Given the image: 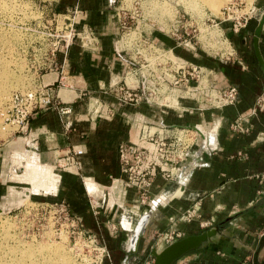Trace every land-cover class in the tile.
Listing matches in <instances>:
<instances>
[{
  "label": "crops",
  "instance_id": "obj_1",
  "mask_svg": "<svg viewBox=\"0 0 264 264\" xmlns=\"http://www.w3.org/2000/svg\"><path fill=\"white\" fill-rule=\"evenodd\" d=\"M112 1H56L53 21L72 19L77 30L92 29L97 40L84 46L76 38L67 51L55 54L54 63H47L52 66L41 72L37 85L71 111L63 114L54 105L35 111L17 132L14 145L19 150L12 157L37 156L54 170L64 161L59 173L56 170L59 181L51 202L65 201L83 228L107 247L110 257L103 264L121 263L131 230L144 212L148 223L130 264H152L151 252L145 250L155 245L159 234L174 229L182 237L198 234L200 221L209 220V227L219 228L217 235L172 264H264V101L257 102L264 96V69L253 45L264 0H256V9L238 33L225 23L223 32L232 50L224 57L215 60L203 49L188 48L185 63L201 67L204 74L193 81L192 89L173 85L178 100L174 107L127 103L113 92L124 77L128 83L130 73L123 75L126 57L117 46L115 14L108 9ZM171 34L156 32L153 40L178 57L181 45ZM259 51L264 63V24ZM230 86L238 90L235 102L213 104L211 90ZM144 127L167 134L173 128L199 127L215 135L211 149L202 148L198 138L173 179L157 176L149 190L151 203L145 205L139 203L136 188L110 187L113 178L123 176L119 144L136 143ZM87 181L96 187L90 189ZM92 200L98 207L93 208ZM192 207L198 219H181Z\"/></svg>",
  "mask_w": 264,
  "mask_h": 264
},
{
  "label": "rangeland",
  "instance_id": "obj_2",
  "mask_svg": "<svg viewBox=\"0 0 264 264\" xmlns=\"http://www.w3.org/2000/svg\"><path fill=\"white\" fill-rule=\"evenodd\" d=\"M56 1L57 0H0V88L3 90V93H0V95L3 96L0 101V110L5 106L13 91L32 89L37 85L38 77L41 72L44 71L43 66L48 62L51 48L54 47L53 43H56L55 35L60 30L64 21L63 19H59L58 22L52 20L51 12L52 8L54 9ZM228 1L229 0H225V4L218 10H212L210 5L202 0H195L190 6L186 5L189 3V0H114L108 5V9L112 10L111 13L115 14L113 19L116 22L115 26H117V46L126 57V69L123 75L126 76V73L129 72L130 76L128 81L131 82L134 80L137 82L136 76L139 75L141 78L143 74L148 75L149 79H151L147 92L142 88L140 89V93L143 95V101L147 100L157 105L166 104L170 107L178 106L177 104L171 105L169 101L170 98L172 99L175 97L172 94L173 85L163 83L168 81L167 73L169 75L174 74L172 70L177 66L188 65L185 63V57L187 56L189 47L203 49V51L209 55V58L215 60L224 57L232 50L229 42L227 40V42H225V38L222 35L223 28L227 25H225V23L215 25L219 22L221 8L224 7ZM246 2L247 5H238V8L241 9L242 12H250L251 8L253 10L256 9V5H252L253 0H246ZM8 14H12L13 19H9V17L6 16ZM251 14H253V12ZM55 29H57V31H55ZM156 32L170 34L177 32V34L181 36L180 39L177 38V41L181 42V46L179 47L180 54H178L176 59L172 58L171 55L174 54L171 51L162 49L161 45L154 42L153 39L155 38ZM213 33H217L218 35L216 34L215 37ZM11 34L13 35V39H10L12 45L8 47V44L4 42V38L6 35L11 38ZM130 34H132V36L135 35V38L132 39L133 41L130 44H127L123 40ZM202 79L203 84H205V77ZM123 81L124 80L120 83ZM182 85L180 87L186 90V87ZM160 89H166V93L164 92L165 94L170 93L169 100L156 96V91ZM217 92L211 90V99L215 97ZM175 99L177 98L175 97ZM0 129V147H3V158L0 165L2 173V176L0 173V185L3 187L0 189V246H2V248H0L2 253L6 252V250L9 251V248L13 247V245L21 248V253L20 251H16L15 253H9L10 255L5 254L6 257H4L10 260L16 259L17 261L19 258L23 260L25 257L24 260L25 262L27 261L28 264L31 263L28 262L30 259L25 256L26 254H22V249H30L31 246L33 247L37 244V246L45 245V247L48 245V248L50 245V248L63 249L66 254V256H64L66 260H64L63 257L62 259L58 257V253L55 255L54 249H50L51 253H49V255L47 253V258L51 260H46L45 263L40 262L39 264H46L47 262V264H75L68 252L65 225L53 223L52 216L48 217V213L43 215L41 212L44 210L40 211L41 206H45L46 203L51 202L52 195L31 194V191H28L26 194L23 189L18 188L21 186L27 187L28 183H30L37 192L39 190L51 191V189H55L53 172H50L48 169L45 171L40 170L39 167L36 171L35 164L33 166V172H29L30 170L28 169V171L24 173L26 175L22 176L20 174L21 172H18L21 171L20 165L17 167L18 174H16V177L18 179L22 178L23 181L28 183L12 179L10 176L12 155L13 151L18 149L16 148L17 146H15V137L18 133H13L11 127H3L1 119ZM25 159L27 164L28 158L26 154ZM19 161L20 157L17 159V162ZM22 165L25 166V164ZM57 172L59 173V171ZM10 187H16L11 188L13 195L10 192ZM37 207H39L40 210H36ZM36 212L40 213L36 214ZM194 217L195 219L197 218V216ZM9 223L12 224L9 225ZM210 225L200 227L201 229H206ZM3 228H7V230L5 231ZM201 229L199 232H201ZM13 235L16 236V238H14ZM33 241L36 243H33ZM30 243L32 245H30ZM153 248H155L154 245L153 247H147L145 254L150 253ZM161 248L162 247H157L156 249L160 250ZM36 254L39 255L37 252ZM38 255H36V257H38ZM49 256L51 257L49 258Z\"/></svg>",
  "mask_w": 264,
  "mask_h": 264
},
{
  "label": "built area",
  "instance_id": "obj_3",
  "mask_svg": "<svg viewBox=\"0 0 264 264\" xmlns=\"http://www.w3.org/2000/svg\"><path fill=\"white\" fill-rule=\"evenodd\" d=\"M255 2L256 0H253V6ZM239 4L247 5V2L246 0H229L221 8L219 22L215 25L228 23L229 30L234 33H238L244 28L254 10L251 8L250 12H242L238 8ZM174 34L178 39L181 38L177 32H174ZM222 35L229 42L223 31ZM79 37L84 46H89L97 40L92 29L77 30L72 19H65L60 30L55 35L56 43H53L54 47L51 48L48 62L50 63L52 60L54 63L55 54L61 49L67 51L73 41ZM47 63L43 66L44 70L52 66ZM172 71H174V74H171V76L167 73L168 81L163 84L174 85L183 82L186 84V88L189 89H192L193 81L197 82L199 77L204 74L203 69L196 65H180ZM123 80L122 83H118L113 88V92L117 97L127 103L143 101L140 89L142 88L146 92L149 89L151 79H149L148 75L143 74L134 85H129L125 79ZM237 93V88L230 86L223 91L217 92L212 102L217 106L232 104L236 100ZM209 97L211 99V94H209ZM263 101L264 96L257 99V102ZM53 105L57 106L58 110L63 114L71 111L70 107L58 106L53 96L45 91V88L42 86L36 85L32 89L15 90L9 96L5 106L0 110L2 126L11 127L12 132L17 133L28 125L29 118L35 111ZM205 133L206 131L199 127L173 128L168 134L158 130L152 131L151 128L144 127L136 143L119 144L118 157L123 176L113 178L110 187L113 189L116 187L136 188L139 191V203L145 205L149 201V190L154 179L157 176H160L165 181L173 179L185 161L189 149L196 144L198 138L202 141L201 134ZM205 143V148L210 149L206 137ZM64 166V161H61L55 170L59 171ZM150 203L148 202V204ZM91 205L93 208L98 207L94 200H92ZM40 208L41 210L39 207L36 210H44L41 212L43 215L48 213V217L52 216L53 223L65 225L68 250L75 264H103L106 259H109L110 253L107 247L98 240L95 234L83 228L79 217L70 211L65 201L46 203L45 206H41ZM39 213L36 212V214ZM194 216L198 215H196V209L192 207L184 212L181 219L190 221ZM211 223L212 220L202 221L200 222V226L205 227ZM181 237L182 232L180 230L174 229L164 232L158 235L154 246L155 248H163Z\"/></svg>",
  "mask_w": 264,
  "mask_h": 264
},
{
  "label": "bare ground",
  "instance_id": "obj_4",
  "mask_svg": "<svg viewBox=\"0 0 264 264\" xmlns=\"http://www.w3.org/2000/svg\"><path fill=\"white\" fill-rule=\"evenodd\" d=\"M195 0H189V3L188 4H186L187 6L189 5H192V3L194 2ZM202 1H204V2H206L208 5H210V8L212 9V10H218L221 6H223L224 4H225V0H202ZM227 1V0H226ZM248 1V0H247ZM249 3V2H248ZM20 6V5H19ZM20 9H23V8H20ZM7 10V9H6ZM15 10V9H14ZM2 11V10H1ZM22 11V10H21ZM12 13V12H11ZM4 16V15H3ZM7 17H9V19H13V15L12 14H8V15H6ZM26 19V18H25ZM37 19V18H36ZM38 27V26H37ZM136 33V32H135ZM21 34V33H20ZM127 34V33H126ZM217 34V33H216ZM216 34L215 33H213V35L216 37ZM12 35V34H11ZM13 35H14V32H13ZM13 35H12V37L10 38L8 35H6L5 36V41L4 42H6L7 44H8V47H9V45H12L11 44V42H10V39H13ZM218 35V34H217ZM220 35V34H219ZM18 36V35H17ZM39 36V35H38ZM41 36V35H40ZM124 36H126V35H124ZM14 37H15V35H14ZM39 38V37H38ZM135 38V35H133L132 36V34H130V35H127L126 37H125V39L123 40L125 43H127V44H130L133 40L132 39H134ZM218 38V37H217ZM20 39V38H19ZM216 39V38H215ZM44 40V39H43ZM42 40V41H43ZM218 40V39H217ZM33 41V40H32ZM224 41L225 42H227L226 41V39H224ZM29 42V41H28ZM42 44V43H41ZM14 45V44H13ZM18 45V44H17ZM131 46V45H130ZM13 47V46H12ZM10 51V50H9ZM10 53V52H9ZM12 53V52H11ZM19 54V53H18ZM19 56V55H18ZM17 56V57H18ZM172 56V58L173 59H176V56H174V55H171ZM162 57V56H161ZM19 58V57H18ZM129 75V74H128ZM127 75V76H128ZM135 81V80H134ZM131 82V81H128V83L130 84V85H133L135 82ZM203 82V81H202ZM165 88V87H164ZM163 89H160V90H158V91H156L157 93H156V96L158 97V98H162V99H165V100H169V98H170V96H169V94L170 93H168V94H165L166 93V89H164L163 91H162ZM161 92H163V93H161ZM165 92V93H164ZM0 93H3V90L0 88ZM173 96H175L176 97V94L174 93L173 94ZM2 95H0V101L2 100ZM175 97L174 98H170V104L171 105H178V100L177 99H175ZM213 99H211V101H212ZM1 130V129H0ZM151 130L152 131H154L155 129H153V128H151ZM29 155V156H28ZM26 156H27V158H28V163L26 164V159H25V154H16V155H14L13 157H12V168H11V178L12 179H16V180H19V181H23L22 180V178L21 179H18L17 177H16V174H18V172H21L20 174L22 175V176H24V175H26V174H24V173H26L27 171H28V169L30 170L29 172H33V166L35 165V167H36V171L38 170V167L40 168V170H43V171H45V170H49L50 172L52 171L53 172V179H54V181H55V189H51V191H44V190H39L38 192L36 191V190H34V188H33V186H32V184H30V183H28V182H26V181H23V182H25V183H28V186L27 187H24V186H21V187H18V188H20V189H23V191L27 194L28 193V191H31V194L32 193H38V194H52V193H54L55 192V190H56V188H57V184H58V181H59V174L53 169V166H49V165H45V164H42L41 163V161L39 160V158L37 157V156H32V155H30V154H26ZM19 157H20V161L19 162H17V159H19ZM14 159V160H13ZM22 164H25V166L24 165H22ZM21 165V166H20ZM18 166H20V169H21V171H18L17 172V167ZM23 167V168H22ZM34 175V174H33ZM88 182V187L90 188V189H94L95 187H96V184L94 183V182H92V181H87ZM11 188H16V187H10V192H11ZM36 191V192H35ZM11 194H12V192H11ZM13 195V194H12ZM1 209V208H0ZM145 220H146V218H143L141 221H140V223L138 224V226L136 227V234H138L139 232H140V230H141V228H142V226H143V224L145 223ZM7 222V221H6ZM3 223L5 224V222L3 221ZM10 224H12V223H9V225ZM3 227H5V226H3ZM7 227V226H6ZM9 227V226H8ZM10 228V227H9ZM5 231L7 230V228H3ZM9 231V230H8ZM7 231V232H8ZM9 233V232H8ZM2 236V235H1ZM4 236H5V234H4ZM12 236V235H11ZM14 236V235H13ZM134 237H136V235L135 236H133V239H134ZM9 238V237H8ZM11 238V237H10ZM14 238H16V236H14ZM11 240V239H10ZM34 240V239H33ZM36 240V239H35ZM0 241H1V238H0ZM18 241V240H17ZM21 241V240H20ZM7 242V241H6ZM12 242V241H11ZM27 242V241H26ZM13 243V242H12ZM16 243H18V242H16ZM33 243H36V242H34L33 241ZM1 244V243H0ZM3 244H4V242H3ZM6 244V243H5ZM22 244V243H21ZM28 244H29V242H28ZM30 245H32L31 243H30ZM38 245V244H37ZM31 246L30 247V249L28 248V249H25V250H23L22 249V251H23V255L24 254H26L25 256H27V258H29L30 259V261H28V262H31V263H28V264H39L40 262H46V260L47 261H49V260H51V259H48L47 258V256L49 255V253H51V250L52 249H54V248H50V245H49V248H48V245H46L47 247H45V245L44 246ZM41 245V244H40ZM59 245V244H58ZM10 246H12V245H10ZM21 246V245H20ZM65 246V245H64ZM1 248H2V246H0ZM1 248H0V264H3V263H7V264H27V261L25 262V257L23 258V257H21V258H23V260L22 259H18V261L16 260V259H6L5 257V254L7 255V254H9V253H15L16 251L17 252H19L20 250H21V248L20 247H18V246H14L13 245V247H10L9 248V251L8 250H6V252H3L2 253V250H1ZM5 248V247H4ZM6 248H7V246H6ZM59 248V247H58ZM51 249V250H50ZM54 252H55V255H56V253H58V257H61V259H62V257H63V259L64 260H66L65 258H64V256H66V254H65V252H64V250L63 249H57V248H55L54 250H53ZM52 251V252H53ZM67 251V250H66ZM36 252L37 253H39V255L38 254H36ZM69 252V251H68ZM20 253H21V251H20ZM19 253V254H20ZM47 253H48V255H47ZM54 254V253H53ZM10 255V254H9ZM36 255H38V257H36ZM5 256V257H4ZM15 256V255H14ZM22 256V255H21ZM20 257V256H19ZM51 256H49V258H50ZM71 257V256H70ZM11 258V257H10ZM16 258V257H15ZM56 258V257H55ZM61 259H59V260H61ZM27 260V259H26ZM55 260V259H54ZM54 262V261H53ZM56 262V261H55ZM63 262V261H62ZM61 262V263H62ZM48 263V262H47ZM46 263V264H47ZM50 263V262H49Z\"/></svg>",
  "mask_w": 264,
  "mask_h": 264
},
{
  "label": "water",
  "instance_id": "obj_5",
  "mask_svg": "<svg viewBox=\"0 0 264 264\" xmlns=\"http://www.w3.org/2000/svg\"><path fill=\"white\" fill-rule=\"evenodd\" d=\"M263 24H264V12L258 21V24L254 30V35H253V45H254L255 54L262 69H264V63L259 51V37ZM201 137H202V141H201L202 148L206 147V143H205V137H206L208 139L209 147L211 149L213 146V139L215 138L214 131L213 130L206 131L205 134H201ZM142 218H146L145 223L143 224L140 232L136 234V227L138 226ZM148 218L149 215L146 212H144L137 220L128 238L127 253L125 254L120 264H130L131 260L138 252L140 240L148 223ZM218 232H219V228L217 226H212L198 234H191L181 237L180 239H177L172 243L164 246L160 250L153 248L151 250V256L153 257L152 264H172L174 261H176L186 252L201 247L204 243H206L212 237L217 235ZM135 235L136 237H134L133 239V236Z\"/></svg>",
  "mask_w": 264,
  "mask_h": 264
}]
</instances>
